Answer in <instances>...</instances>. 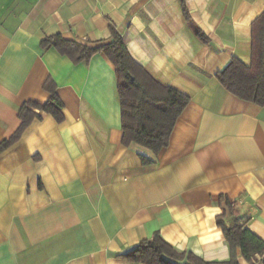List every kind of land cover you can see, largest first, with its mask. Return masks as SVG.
I'll return each instance as SVG.
<instances>
[{
    "label": "crops",
    "instance_id": "obj_1",
    "mask_svg": "<svg viewBox=\"0 0 264 264\" xmlns=\"http://www.w3.org/2000/svg\"><path fill=\"white\" fill-rule=\"evenodd\" d=\"M185 6L189 22L179 0H0V145L25 102L49 99V79L63 103L61 122L42 112L0 150V264H141L119 254L156 231L178 252L225 261L221 195L236 210L225 223L264 239V105L215 76L231 58L250 64L264 0ZM110 22L137 64L189 97L157 154L122 144L115 68L103 53L73 64L40 45L60 34L99 48ZM237 259L250 264L239 250Z\"/></svg>",
    "mask_w": 264,
    "mask_h": 264
},
{
    "label": "trees",
    "instance_id": "obj_2",
    "mask_svg": "<svg viewBox=\"0 0 264 264\" xmlns=\"http://www.w3.org/2000/svg\"><path fill=\"white\" fill-rule=\"evenodd\" d=\"M179 2L183 16L189 22L186 0ZM108 29L110 43L95 49L65 40L60 34L46 36L40 45L68 57L73 64L87 62L95 53H103L115 68L122 144L134 143L157 154L167 147L175 122L188 105L189 97L155 80L132 59L112 22ZM193 30L200 41H208L199 28L194 27ZM215 76L228 92L240 100L264 105V10L251 24L250 64L231 58ZM44 87L50 92L49 99L44 104L28 101L19 108L21 124L13 136L0 145V150L15 142L33 121L41 118L42 112L53 116L57 122L62 121L63 103L55 92V84L49 79ZM219 201L222 213L215 220L229 248L227 260L204 261L191 252H178L158 231L119 257L141 264H239L237 250L250 264L264 257V239L243 225L226 224L225 218L235 215L236 210L226 196H219Z\"/></svg>",
    "mask_w": 264,
    "mask_h": 264
}]
</instances>
